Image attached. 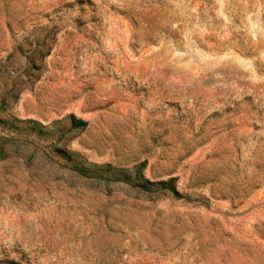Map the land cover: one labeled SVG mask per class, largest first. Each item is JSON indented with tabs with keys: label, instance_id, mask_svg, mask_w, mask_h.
Instances as JSON below:
<instances>
[{
	"label": "rangeland",
	"instance_id": "1",
	"mask_svg": "<svg viewBox=\"0 0 264 264\" xmlns=\"http://www.w3.org/2000/svg\"><path fill=\"white\" fill-rule=\"evenodd\" d=\"M0 264H264V0H0Z\"/></svg>",
	"mask_w": 264,
	"mask_h": 264
},
{
	"label": "trees",
	"instance_id": "2",
	"mask_svg": "<svg viewBox=\"0 0 264 264\" xmlns=\"http://www.w3.org/2000/svg\"><path fill=\"white\" fill-rule=\"evenodd\" d=\"M87 126L84 121H76L75 117H71V128L83 129ZM146 166V162L140 164V176L132 179L130 175L121 170H114L109 165L98 166L90 163L82 162L80 165L71 166L68 169L77 173L82 179L93 180L95 182H118L131 183L140 188V192L147 195L158 194L157 196H167L173 199L181 198V195L176 189V178H169L164 181L152 182L146 179L142 171ZM114 174V177H109ZM139 190V189H138Z\"/></svg>",
	"mask_w": 264,
	"mask_h": 264
}]
</instances>
